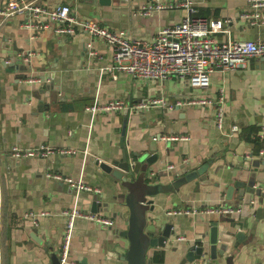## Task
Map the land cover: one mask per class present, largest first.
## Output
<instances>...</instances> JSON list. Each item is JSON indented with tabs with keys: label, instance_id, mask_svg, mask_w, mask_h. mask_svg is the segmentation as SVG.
Listing matches in <instances>:
<instances>
[{
	"label": "crops",
	"instance_id": "obj_1",
	"mask_svg": "<svg viewBox=\"0 0 264 264\" xmlns=\"http://www.w3.org/2000/svg\"><path fill=\"white\" fill-rule=\"evenodd\" d=\"M10 1L0 0V8ZM24 1H36L50 10L68 5L81 19L96 20L141 41L175 27L189 13L185 8H152L144 14L145 8L150 3L155 7L157 0H123L110 6H96L86 0ZM177 1L160 0L164 4ZM191 1L194 17L231 20L232 39L264 41V26H250L240 19L248 0ZM2 19L0 16V264H57L56 251L66 224L62 212L72 208L92 212L95 192L76 190L48 174L99 188L103 200L112 204L109 212L102 207L97 213L112 218L114 227L75 220L69 262L126 264L114 248L116 232L127 228L129 212L113 203L117 194L115 179L101 169L100 163L117 165L125 155L136 161L135 154L153 155L150 149L155 147L161 150V157L149 169L155 182L165 181L159 176L168 165L179 169L185 164L194 169L209 160L214 162L205 179L154 197L147 232H157L171 223L175 235L160 256L150 251L148 260L154 264H181L184 250L201 246L200 239L208 251L211 223H217L219 242L229 246L226 255L229 252L233 256V264H264V159L260 157L264 151V57L251 58L229 73L214 72L209 88L199 90L186 80H144L115 69L118 63L114 62V52L104 42L87 33L58 36L54 23L45 16L35 20L16 13L3 23ZM215 37L220 42L227 40L223 33ZM29 52L30 62L22 60L20 64L21 54ZM45 76V84L51 87L43 93L45 84L41 80ZM221 89H225L228 99L227 126L235 124L240 129L232 137L223 136L216 128L210 108L89 110L95 103L117 99L135 103L163 97L172 104L183 96L214 99ZM172 137L188 140H167ZM14 146L23 150L48 146L76 153L62 156L56 152L46 158L20 160L10 154ZM250 180L262 193V197L253 199L254 205L242 201L239 189L234 188L236 183ZM238 204L244 210L236 216L168 214L175 209ZM258 209L263 214L258 216ZM29 212L36 214L37 225L25 217ZM239 232L244 234L242 242L236 239ZM225 256L219 255L213 261L207 252L190 264H226Z\"/></svg>",
	"mask_w": 264,
	"mask_h": 264
},
{
	"label": "built area",
	"instance_id": "obj_2",
	"mask_svg": "<svg viewBox=\"0 0 264 264\" xmlns=\"http://www.w3.org/2000/svg\"><path fill=\"white\" fill-rule=\"evenodd\" d=\"M152 8L155 10L185 8L189 13L175 27L164 29L151 40L143 41L131 39L125 31L112 30L99 24L96 20L81 19L74 14L72 8L68 5H60L50 10L36 1L20 0L18 2L12 0L6 6L0 8V16L3 17L2 23L16 13L27 14L29 18L35 20L45 16L54 23V31L58 36L71 37L77 33H87L94 40L104 42L114 52V62L118 63L114 67L115 69L144 80L154 79L159 82H165L172 78L186 80L192 88L199 90L209 88L211 75L214 72L229 73L243 67L251 58L264 57V41L232 39L229 32L231 20L220 22L194 17L195 9L191 0H179L175 4H164L157 0L155 7L150 3L148 8H145L144 14L148 15ZM240 19L250 26H264V0H248V8L240 13ZM222 33L227 35V40L220 42L215 36ZM31 55V52L23 53L20 57L23 61L29 63ZM112 76L114 80H117L115 74H112ZM227 100L225 89H221L214 99L183 96L178 98L174 104L163 97L135 103L117 99L106 104L95 103L89 107V110L98 113L106 111L121 112L129 109L138 111L154 108L172 110L175 106L210 108L213 112L216 128L223 136L232 137L240 129L235 124L227 126ZM167 140H188V137H172L167 138ZM56 152L62 156L76 153L72 149L57 151L48 146L26 150L14 146L10 150L11 156L20 160L31 157L46 158ZM260 157L264 159V151L261 152ZM166 170L175 171L177 166L168 165ZM47 176L56 181L68 183L76 190L101 194L99 188H93L83 182H74L72 178L59 174H48ZM243 210V205L238 204L236 206L182 208L171 210L168 214L188 217L197 215L236 216L241 215ZM42 215L48 214L42 213ZM62 216L66 219V224L62 234V243L56 251L59 264H76L69 262V254L74 222L77 218L104 227H114L116 224L112 218L77 208L64 210ZM25 217L32 220L34 225L38 224L37 216L33 212L27 213ZM179 240H184V238Z\"/></svg>",
	"mask_w": 264,
	"mask_h": 264
},
{
	"label": "water",
	"instance_id": "obj_3",
	"mask_svg": "<svg viewBox=\"0 0 264 264\" xmlns=\"http://www.w3.org/2000/svg\"><path fill=\"white\" fill-rule=\"evenodd\" d=\"M86 1L96 6H110L123 0ZM19 63L22 64V59ZM26 72H28L27 69ZM47 78L48 76H45L41 81L45 84ZM50 87L46 84L43 85L42 92L45 93L46 89ZM150 151L155 154H135L134 158H136V161L128 159V156L125 155L123 161L117 165L100 163L101 169L115 179L114 187L117 190V194L113 203L119 207L127 208L129 212L127 228L116 232L117 240H115L116 244L114 248V252L126 264H154L153 260L152 262L148 260L149 252L152 251L154 256H160L168 248V241L175 235V230L171 223L162 225L157 232H147V227L150 224L149 212L154 210V197L160 194L179 191L182 186L192 183L199 178L205 179L206 173L214 162L213 160H209L207 163L194 169H190L189 165L184 164L175 171L165 170L166 172L159 176L161 180L165 179V181L155 182L153 180L154 177L149 174V169L161 157V150L159 147H155L150 149ZM234 188L239 189V196L247 205H254L253 199L262 197V193L255 188L254 180H250L247 183L238 182ZM96 195L91 205L92 212L97 213L102 207H105V212H109L111 210V202L104 201L101 194ZM261 202L262 200L259 201V204ZM117 212L120 214V210ZM256 213L258 216L263 214L260 209ZM209 235V250H206L204 242L200 239L198 243H202L201 246L186 248L184 250L181 264L193 263L196 257H202L207 252H209L210 258L213 261H216L219 255H226L229 246L219 242L217 223H211ZM32 236L37 242H42L41 238L36 234H32ZM236 239L238 242L244 241V234L239 232ZM125 241L127 242L125 243ZM238 245L239 243L235 245V248ZM225 260L226 264H233L234 258L228 252ZM57 264H59V260Z\"/></svg>",
	"mask_w": 264,
	"mask_h": 264
}]
</instances>
